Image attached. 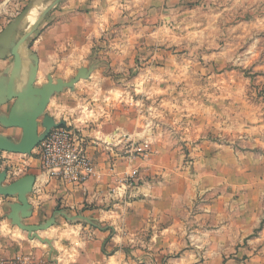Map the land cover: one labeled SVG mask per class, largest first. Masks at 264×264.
Instances as JSON below:
<instances>
[{"label": "crops", "instance_id": "obj_1", "mask_svg": "<svg viewBox=\"0 0 264 264\" xmlns=\"http://www.w3.org/2000/svg\"><path fill=\"white\" fill-rule=\"evenodd\" d=\"M94 8L93 0H0V254L57 256L64 264H201L200 253L164 256L175 241L237 243L253 214L239 221L235 212L217 226L207 210L203 219L211 221L201 223V189L211 182L201 157L186 172L166 152L145 162L123 156L125 143L137 141L130 136L136 127L128 131L117 112L97 103L112 96L104 64L91 61L102 33ZM67 126L94 165L80 186L49 178L39 162L46 131ZM135 169L139 176L127 186Z\"/></svg>", "mask_w": 264, "mask_h": 264}, {"label": "rangeland", "instance_id": "obj_2", "mask_svg": "<svg viewBox=\"0 0 264 264\" xmlns=\"http://www.w3.org/2000/svg\"><path fill=\"white\" fill-rule=\"evenodd\" d=\"M102 1L109 9L101 10ZM93 2L102 33L91 61L104 64L112 96L97 103L117 112L128 131L136 127L130 136L137 141L125 143L123 156L145 162L166 152L186 172L201 157L211 181L201 189V223L211 221L203 219L207 210L217 226L253 214L237 243L175 241L164 257L200 253L201 264H264V0Z\"/></svg>", "mask_w": 264, "mask_h": 264}, {"label": "built area", "instance_id": "obj_3", "mask_svg": "<svg viewBox=\"0 0 264 264\" xmlns=\"http://www.w3.org/2000/svg\"><path fill=\"white\" fill-rule=\"evenodd\" d=\"M38 154L41 169L49 178L80 186L95 174L94 165L84 148L83 138L68 126L50 129L40 142ZM137 174L138 171L133 170L124 179V183L127 186L133 185ZM0 264H64V261L50 255L26 254L10 257L0 254Z\"/></svg>", "mask_w": 264, "mask_h": 264}, {"label": "water", "instance_id": "obj_4", "mask_svg": "<svg viewBox=\"0 0 264 264\" xmlns=\"http://www.w3.org/2000/svg\"><path fill=\"white\" fill-rule=\"evenodd\" d=\"M49 131H50V129H48V130L46 131V133L43 135L41 141L46 137V135L48 134Z\"/></svg>", "mask_w": 264, "mask_h": 264}]
</instances>
